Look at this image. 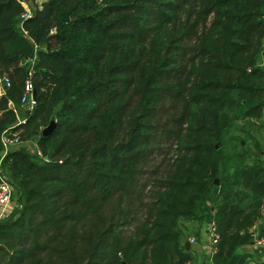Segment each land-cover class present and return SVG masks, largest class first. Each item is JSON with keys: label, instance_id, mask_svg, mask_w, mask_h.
I'll return each mask as SVG.
<instances>
[{"label": "trees", "instance_id": "16d2710c", "mask_svg": "<svg viewBox=\"0 0 264 264\" xmlns=\"http://www.w3.org/2000/svg\"><path fill=\"white\" fill-rule=\"evenodd\" d=\"M23 11L0 0V73L11 79L0 136L22 141L3 153L0 140L15 198L0 264H190L185 221L202 222L210 201L213 264L264 234L251 229L263 150L245 165L225 133L263 115L264 0H44ZM30 69L35 104L19 122L8 100L18 106Z\"/></svg>", "mask_w": 264, "mask_h": 264}, {"label": "rangeland", "instance_id": "374dc122", "mask_svg": "<svg viewBox=\"0 0 264 264\" xmlns=\"http://www.w3.org/2000/svg\"><path fill=\"white\" fill-rule=\"evenodd\" d=\"M23 1L25 5H24V11L22 13V17L30 16L36 13L38 10H40L42 8V2L44 0H23ZM29 110L31 109L27 102H24V103L20 102L18 106H16V112L18 115L19 122H21L25 118ZM11 132H14V131H10L8 134L10 135ZM16 133L18 134L17 131ZM225 133L231 136L233 141L238 144L240 151H242L243 154L245 155V161H246L245 165L250 164L252 162V156H254L255 154H261L260 150H263L262 154H264V111H263L262 117L258 119H248V118L247 119H234L232 125L230 126L229 129L225 131ZM36 143H37L36 139L34 140L30 139L26 143H24L25 144L24 147L31 154L34 153L36 155L37 154L35 151ZM17 146L18 145H12L10 146L9 149H13ZM258 158L259 159L257 160H259L262 164H264V155H261V156L259 155ZM0 159H1V156H0ZM0 174L5 179L12 181V176L8 171H0ZM226 178H227V175H224L220 173L219 171L218 174L215 176L214 182L215 180L219 182L220 179H226ZM244 178L246 179V177ZM242 182L243 181H241V183ZM215 192L216 190L214 191V194ZM13 201H14L13 203L15 204V198ZM262 209L264 211V207ZM185 223H186V227L184 228L185 231H187L189 235L194 233V229L192 228L194 226V221H185ZM180 225L182 226L183 222H181ZM261 227L262 226H259L258 228H251L254 231L255 236L257 235Z\"/></svg>", "mask_w": 264, "mask_h": 264}, {"label": "built area", "instance_id": "2783aa9c", "mask_svg": "<svg viewBox=\"0 0 264 264\" xmlns=\"http://www.w3.org/2000/svg\"><path fill=\"white\" fill-rule=\"evenodd\" d=\"M23 6L24 1L19 0ZM32 76V70L28 72V77L25 80L24 87H23V93L20 98V102H27L30 109L33 108L35 104V99L32 96L34 85L33 80L31 78ZM11 85V79L8 74L6 73H0V88H1V94L5 93V88ZM8 104L10 107H12L16 111V107L12 100H8ZM9 132L7 130H4L1 133L0 140L3 145V153H5L7 150H9L10 146L16 145L21 143V139L19 135L16 132H11V134H8ZM35 151L37 154H40V150L35 145ZM12 184L9 182V180L5 178H0V220L5 218L13 209L14 207V201L12 199ZM220 239V233L217 229L216 221L214 218H212L208 225L207 230V250L210 253V255H213L217 250V242ZM196 239L194 236L189 237V243L195 242ZM254 242L258 244L260 247L264 248V234L261 236H256L254 238Z\"/></svg>", "mask_w": 264, "mask_h": 264}, {"label": "crops", "instance_id": "0c3cea01", "mask_svg": "<svg viewBox=\"0 0 264 264\" xmlns=\"http://www.w3.org/2000/svg\"><path fill=\"white\" fill-rule=\"evenodd\" d=\"M210 203L208 202L209 205L206 208V212L202 219V222H194V226L192 227L194 229V233L189 235V233L184 230L186 233L183 238L184 243L185 240H189V237L191 236H194L196 239L195 242H192L189 245V248H191L194 254V259L190 264H213L212 255H210L207 250L208 225L210 220L214 218V207L211 206ZM263 207L264 203L262 205V208ZM262 212H264L263 209H261V216L255 221L251 228H258L259 226H264V213ZM227 264H264V248L260 247L254 241L242 244L238 248H236L233 254L229 257Z\"/></svg>", "mask_w": 264, "mask_h": 264}, {"label": "water", "instance_id": "95a60500", "mask_svg": "<svg viewBox=\"0 0 264 264\" xmlns=\"http://www.w3.org/2000/svg\"><path fill=\"white\" fill-rule=\"evenodd\" d=\"M32 96H33V98H35V89H33ZM51 124H52V126H53V122H50V123L48 124V126H45V127L43 128L42 132H43L44 134L48 133V132L52 129ZM217 182H218V181L215 180V183H217ZM189 245H190L189 240H185V246H186V248H189Z\"/></svg>", "mask_w": 264, "mask_h": 264}]
</instances>
